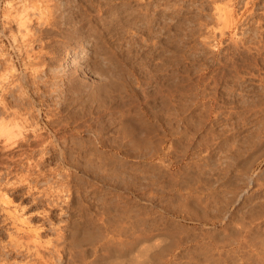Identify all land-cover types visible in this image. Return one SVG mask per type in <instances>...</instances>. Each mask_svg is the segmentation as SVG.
I'll use <instances>...</instances> for the list:
<instances>
[{"label": "rangeland", "instance_id": "1", "mask_svg": "<svg viewBox=\"0 0 264 264\" xmlns=\"http://www.w3.org/2000/svg\"><path fill=\"white\" fill-rule=\"evenodd\" d=\"M24 1L32 46L0 0V122L23 127L0 136V264H264V0Z\"/></svg>", "mask_w": 264, "mask_h": 264}, {"label": "bare ground", "instance_id": "2", "mask_svg": "<svg viewBox=\"0 0 264 264\" xmlns=\"http://www.w3.org/2000/svg\"><path fill=\"white\" fill-rule=\"evenodd\" d=\"M27 1V0H26ZM33 1V0H32ZM42 1V0H41ZM216 1V0H215ZM231 1V0H230ZM29 2V1H28ZM28 2H25L24 0H20V3L18 2V4H16L15 6H13V8H12V6H11V9L9 10V16L7 17L6 16V18H8L7 20H5L6 22H8L9 23V32H10V35H12L13 36V40L14 41H16L18 44L20 43L19 41H21L22 43H23V45H25V46H27V45H29V46H32L31 44H32V42L34 41V36H35V34H34V28H32V24H31V20L30 19H32V17L30 16V14H29V8H30V6L31 7H33L34 9L35 8H37V7H39L40 6V4H39V6L38 5H36L35 3H37L36 1L35 2H33L34 4H30V3H28ZM31 2V1H30ZM175 2V1H174ZM193 3V2H192ZM202 4V3H201ZM217 4V3H216ZM9 5V4H8ZM64 5V4H63ZM231 5V4H230ZM218 6V5H217ZM217 6H216V9H217ZM177 7V6H176ZM6 8V7H5ZM219 8V7H218ZM229 8H231V7H229ZM31 9V8H30ZM39 9V8H38ZM198 9V8H197ZM5 10V9H4ZM7 10H8V8H7ZM63 10V9H62ZM31 11H32V9H31ZM48 11H50V10H48ZM65 11V10H64ZM74 11V10H73ZM222 11V10H221ZM63 12V11H62ZM34 13V12H33ZM32 13V14H33ZM46 13V12H45ZM173 14V13H172ZM4 15H6V14H4ZM50 15V14H49ZM105 15V14H104ZM45 16V15H44ZM99 16V15H98ZM220 16V15H219ZM36 17V16H35ZM45 17H47V16H45ZM109 17V16H108ZM37 18V17H36ZM76 18V17H75ZM3 19V18H2ZM38 19H39V17H38ZM48 19V18H47ZM60 19V18H59ZM182 19V18H181ZM220 20H222V19H220ZM38 21V20H37ZM223 21V20H222ZM253 21V20H252ZM262 21V20H261ZM80 22V21H79ZM7 23V24H8ZM76 23V22H75ZM78 23V22H77ZM240 23V22H239ZM12 24H14L15 25V29H13V28H11V26H12ZM218 24V23H217ZM109 26V25H108ZM178 26V25H177ZM219 26V25H218ZM224 26H226V24L224 25ZM7 27H8V25H7ZM6 27V28H7ZM77 27V26H76ZM239 27V26H238ZM8 29V28H7ZM62 29V28H61ZM83 29V28H82ZM220 29V28H219ZM52 30V29H51ZM96 30V29H95ZM173 30V29H172ZM246 30V29H245ZM244 30V31H245ZM6 31V30H5ZM37 31V30H36ZM255 31V30H254ZM195 32V31H194ZM170 33H171V31H170ZM113 34V33H112ZM115 34V33H114ZM56 36V35H55ZM177 36V35H176ZM182 36V35H181ZM245 37V36H244ZM67 38V37H66ZM99 38V37H98ZM119 40V39H118ZM42 41V40H41ZM54 41V40H53ZM155 41V40H154ZM15 42V43H16ZM43 42V41H42ZM134 42V41H133ZM89 43V42H88ZM240 43V42H239ZM44 44V43H43ZM20 45H22L21 43H20ZM19 45V46H20ZM99 45V44H98ZM138 45V44H137ZM209 45V44H208ZM112 46V45H111ZM173 46V45H172ZM37 47V46H36ZM39 47H41V46H39ZM127 47V46H126ZM180 47V46H179ZM48 48V47H47ZM99 48V47H98ZM110 48V47H109ZM116 48V47H115ZM40 49V48H39ZM93 49H95V48H93ZM107 49V48H106ZM155 49H157V48H155ZM172 49V48H171ZM189 49V48H188ZM175 50V49H174ZM193 50V49H192ZM157 51V50H156ZM244 51V50H243ZM115 52V51H114ZM117 52V51H116ZM20 53V52H19ZM42 53V52H41ZM132 53V52H131ZM28 54V53H27ZM234 54V53H233ZM242 54V53H241ZM7 55V54H6ZM126 55V54H125ZM176 55V54H175ZM73 56V55H72ZM153 56V55H152ZM27 57H29V55L27 56ZM38 57H40V56H38ZM43 57V56H42ZM144 57V56H143ZM187 57V56H186ZM85 51L83 50V51H81L80 53H78L76 56H75V58L73 59V61H74V65L76 66V67H79L80 66V68L79 69H82V68H85L84 66H86V63L85 62H83V61H85ZM94 58V57H93ZM231 58V57H230ZM6 59V58H5ZM24 60V59H23ZM163 60V59H162ZM202 60V59H201ZM40 61V60H39ZM193 61V60H192ZM251 61V60H250ZM11 62V61H10ZM29 62V61H28ZM156 62V61H155ZM31 63H33V62H31ZM158 63V62H157ZM165 63V62H164ZM34 64V63H33ZM121 64H123V63H121ZM233 64V63H232ZM74 66V67H75ZM107 66V65H106ZM160 66V65H159ZM8 67V66H7ZM102 67V66H101ZM157 67V66H156ZM197 68V67H196ZM12 69H15V68H12ZM79 69H74V73H78L79 72ZM125 69V68H124ZM158 69V68H157ZM6 70H7V68H6ZM11 70V69H10ZM9 70V71H10ZM49 70V69H48ZM52 70V69H51ZM147 70V69H146ZM36 71V70H35ZM127 71V70H126ZM165 71V70H164ZM249 71V70H248ZM98 72V71H97ZM55 73H57V72H55ZM72 73V72H71ZM183 73V72H182ZM244 73V72H243ZM252 73V72H251ZM260 73V72H259ZM102 74V73H101ZM148 74V73H147ZM171 74V73H170ZM107 75H108V73H107ZM7 76V75H6ZM55 76V75H54ZM119 76V75H118ZM126 76V75H125ZM124 76V77H125ZM167 76H169V75H167ZM187 76V75H186ZM15 77V76H14ZM215 78V77H214ZM77 79V78H76ZM123 79V78H122ZM127 79V78H126ZM187 79V78H186ZM47 80V79H46ZM179 81V80H178ZM98 82V81H97ZM124 83V82H123ZM129 83V82H128ZM131 83V82H130ZM132 84V83H131ZM226 84V83H225ZM19 85V84H18ZM67 85H69V84H67ZM91 85V84H90ZM103 86V85H102ZM218 86V85H217ZM5 87V86H4ZM17 87V86H16ZM109 87V86H108ZM162 87V86H161ZM59 88V87H58ZM80 88V87H79ZM92 88V87H91ZM164 88V87H163ZM184 88V87H183ZM247 88V87H246ZM53 89V88H52ZM57 89V88H56ZM85 89V88H84ZM146 90V89H145ZM100 91V90H99ZM197 91V90H196ZM195 91V92H196ZM18 92V91H17ZM51 92V91H50ZM87 92V91H86ZM104 92V91H103ZM162 92V91H161ZM184 92V91H183ZM203 92V91H202ZM43 93V92H42ZM88 93V92H87ZM151 93V92H150ZM171 94V93H170ZM172 94H174V93H172ZM194 94V93H193ZM21 95V94H20ZM44 95V94H43ZM192 95V94H191ZM196 95V94H195ZM238 95V94H237ZM22 96H23V94H22ZM21 96V97H22ZM101 96V95H100ZM232 96V95H231ZM7 97V96H6ZM6 97H2V102L4 103L3 104V110L8 114V111H10V110H12L11 112H13L14 113V115L16 114V113H18V112H20V110L22 111V109H21V107L20 106H16V105H14V106H16L15 107V109L13 108V106L12 105H10L9 103H10V101L8 102L5 98ZM81 97V96H80ZM159 97V96H158ZM11 98V97H10ZM175 98V97H174ZM186 98V97H185ZM243 98V97H242ZM20 99V98H19ZM53 99V98H52ZM196 99V98H195ZM169 100V99H168ZM245 100V99H244ZM86 101V100H85ZM91 101H93V100H91ZM194 101V100H193ZM264 101V100H263ZM135 102V101H134ZM197 102V101H196ZM199 102V101H198ZM245 102V101H244ZM175 103H176V101H175ZM193 103V102H192ZM230 103V102H229ZM199 104V103H198ZM259 104V103H258ZM62 106V105H61ZM124 106V105H123ZM199 106V105H198ZM92 107V106H91ZM112 107V106H111ZM122 107V106H121ZM13 108V109H12ZM31 108V107H30ZM163 108V107H162ZM26 109V108H25ZM98 109V108H97ZM109 109V108H108ZM229 109V108H228ZM243 109V108H242ZM120 110V109H119ZM123 110V109H122ZM221 110V109H220ZM31 111V110H30ZM40 111V110H39ZM187 111V110H186ZM204 111V110H203ZM246 111V110H245ZM244 111V112H245ZM32 112V111H31ZM12 113V114H13ZM21 113V112H20ZM27 113V112H26ZM30 113V112H29ZM142 113V112H141ZM226 113V112H225ZM19 114V113H18ZM33 114V113H32ZM137 114V113H136ZM234 114V113H233ZM27 115V114H26ZM4 116V115H3ZM104 117V116H103ZM191 117V116H190ZM4 118V117H3ZM70 118V117H69ZM138 118V117H137ZM170 118V117H169ZM239 118V117H238ZM5 119V118H4ZM223 119V118H222ZM14 120V119H13ZM19 120V119H18ZM127 120V119H126ZM166 120V119H165ZM201 120V119H200ZM235 120H237V119H235ZM5 121H6V119H5ZM8 121V120H7ZM204 121V120H203ZM259 121V120H258ZM264 121V120H263ZM57 122V121H56ZM167 122H168V120H167ZM194 122V121H193ZM5 123V122H4ZM3 122L1 123L0 122V136L2 135V136H4V138H5V140H10L13 136H12V134L14 133V131H15V129H14V131H13V128L15 127V126H17V127H22V126H20L19 124H15V126L13 127V128H11V126L9 125V123L7 122L6 124H4ZM27 123V122H26ZM154 123V122H153ZM251 123V122H250ZM256 123V122H255ZM260 123V122H259ZM258 123V124H259ZM152 124V123H151ZM155 124V123H154ZM189 125V124H188ZM194 125V124H193ZM10 127V128H9ZM31 127V126H30ZM33 127V126H32ZM35 127V126H34ZM33 127V128H34ZM59 127V126H58ZM102 127V126H101ZM195 127V126H194ZM197 127V126H196ZM224 127V126H223ZM262 127V126H261ZM23 128V127H22ZM21 128V129H22ZM161 128V127H160ZM219 128V127H218ZM20 129V130H21ZM153 129V128H152ZM19 130V131H20ZM22 131V130H21ZM98 131V130H97ZM157 131V130H156ZM169 131V130H168ZM199 131V130H198ZM260 131V130H259ZM91 132V131H90ZM216 132V131H215ZM255 132V131H254ZM16 133V132H15ZM79 133V132H78ZM93 133V132H92ZM107 133V132H106ZM214 133V132H213ZM224 133V132H223ZM232 133V132H231ZM264 133V132H263ZM39 134V133H38ZM167 134V133H166ZM43 135V134H42ZM31 136V135H30ZM33 136V135H32ZM217 136V135H216ZM19 137V136H18ZM23 137V136H22ZM193 137V136H192ZM120 138V137H119ZM148 138V137H147ZM203 138V137H202ZM15 139V138H14ZM30 139V138H29ZM37 139V138H36ZM101 139V138H100ZM107 139V138H106ZM209 139V138H208ZM4 140V141H5ZM13 140V139H12ZM151 140V139H150ZM163 141V140H162ZM179 141V140H178ZM259 141V140H258ZM263 141V140H262ZM10 142V141H9ZM152 142V141H151ZM8 143V142H7ZM12 143V142H11ZM10 143V144H11ZM14 143H15V141H14ZM146 143V142H145ZM153 143V142H152ZM183 143V142H182ZM246 143H247V140H246ZM50 144V143H49ZM147 144V143H146ZM163 144V143H162ZM172 144V143H171ZM244 144V143H243ZM12 145H14V144H12ZM113 145V144H112ZM145 145V144H144ZM174 145V144H173ZM7 146H9V145H7ZM65 146V145H64ZM237 146V145H236ZM11 147V146H10ZM198 147V146H197ZM212 147H213V145H212ZM146 148V147H145ZM54 149V148H53ZM147 149V148H146ZM196 149V148H195ZM225 149V148H224ZM247 149V148H246ZM263 149V148H262ZM148 150V149H147ZM259 150V149H258ZM166 151V150H165ZM175 151V150H174ZM245 151V150H244ZM52 152V151H51ZM148 152V151H147ZM150 152H152V151H150ZM242 153V152H241ZM257 153V152H256ZM149 154V153H148ZM152 154V153H151ZM184 154V153H183ZM239 154V153H238ZM250 154V153H249ZM61 155V154H60ZM139 155V154H138ZM146 155V154H145ZM218 155V154H217ZM81 156V155H80ZM95 156V155H94ZM132 156V155H131ZM214 156V155H213ZM234 156H235V154H234ZM42 157V156H41ZM99 157V156H98ZM113 157V156H112ZM176 158V157H175ZM224 158V157H223ZM226 158V157H225ZM230 158H231V156H230ZM220 159V158H219ZM253 159V156H252V154L251 155H249V156H247V157H245V158H238L237 159V161H236V168H240L241 167V169H239L240 171H248L249 172V170H250V165H251V163H252V160ZM255 159V158H254ZM167 160V159H166ZM197 160V159H196ZM224 160V159H223ZM179 161V160H178ZM206 161V160H205ZM229 161V160H228ZM91 162V161H90ZM212 162V161H211ZM216 162V161H215ZM232 162V161H231ZM143 164V163H142ZM90 165V164H89ZM148 165V164H147ZM142 166V165H141ZM160 166V165H159ZM213 166V165H212ZM96 167V166H95ZM148 167V166H147ZM187 167V166H186ZM89 168V167H88ZM188 168V167H187ZM152 169V168H151ZM212 169V168H211ZM227 169V168H226ZM217 170V169H216ZM238 170V171H239ZM122 171V170H121ZM220 171V170H219ZM221 172V171H220ZM237 172V171H236ZM161 173V172H160ZM171 173V172H170ZM195 173V172H194ZM223 173V172H222ZM102 174V173H101ZM104 174V173H103ZM136 174V173H135ZM237 174V173H236ZM215 175V174H214ZM238 175V174H237ZM129 176V175H128ZM239 176V175H238ZM246 176V175H245ZM2 177V176H1ZM130 177V176H129ZM155 177V176H154ZM127 178V177H126ZM251 178V177H250ZM208 180V179H207ZM175 182V181H174ZM186 182V181H185ZM190 183V182H189ZM210 183V182H209ZM125 185V184H124ZM168 186V185H167ZM209 186V185H208ZM223 187V186H222ZM256 187V186H255ZM209 188V187H208ZM253 190V189H252ZM210 191V190H209ZM232 192V191H231ZM151 194V193H150ZM179 194V193H178ZM237 194V193H236ZM2 195V194H1ZM7 195V194H6ZM212 195V194H211ZM227 195V194H226ZM5 196V195H4ZM151 196V195H150ZM166 196V195H165ZM169 197V196H168ZM188 198V197H187ZM236 198V197H235ZM9 199V198H8ZM228 199V198H227ZM213 200V199H212ZM3 201V200H2ZM172 201V200H171ZM10 202V201H9ZM181 202V201H180ZM196 202V201H195ZM207 202V201H206ZM170 203V202H169ZM183 203V202H182ZM168 205V204H167ZM200 205V204H199ZM203 205V204H202ZM260 205V204H259ZM209 206V205H208ZM217 206V205H216ZM225 206V205H224ZM168 207V206H167ZM253 208V207H252ZM17 209V208H16ZM174 209V208H173ZM17 211V210H16ZM254 211V210H253ZM257 211V210H256ZM7 212H9V211H7ZM21 212V211H20ZM252 212V211H251ZM10 213V212H9ZM125 213V212H124ZM244 213V212H243ZM10 214H12V213H10ZM15 215V214H14ZM183 215V214H182ZM193 215V214H192ZM138 216V215H137ZM205 216V215H204ZM226 216V215H225ZM197 217V216H196ZM248 217V216H247ZM253 217V216H252ZM80 218V217H79ZM142 218V217H141ZM201 218H202V216H201ZM17 219V218H16ZM82 219V218H81ZM237 219V218H236ZM240 219V218H239ZM18 220V219H17ZM255 220V219H254ZM20 221V220H19ZM86 221V220H85ZM84 221V222H85ZM158 223V222H157ZM152 224V223H151ZM157 225V224H156ZM162 225V224H161ZM165 225V224H164ZM172 225V224H171ZM244 225V224H243ZM246 225V224H245ZM141 226V225H140ZM139 226V227H140ZM149 227V226H148ZM160 227V226H159ZM242 227V226H241ZM84 228V227H83ZM243 228V227H242ZM24 229V228H23ZM71 229V228H70ZM85 229V228H84ZM140 229V228H139ZM175 229V228H174ZM240 229V228H239ZM39 230V229H38ZM184 230V229H183ZM192 230V229H191ZM151 231V230H150ZM216 231V230H215ZM234 231V230H233ZM159 232V231H158ZM190 232V231H189ZM40 233V232H39ZM143 233V232H142ZM11 234V233H10ZM210 234V233H209ZM259 234V233H258ZM15 235V234H14ZM33 235V234H32ZM37 235H39V234H37ZM131 235V234H130ZM138 235V234H137ZM152 235V234H151ZM217 235V234H216ZM228 235V234H227ZM60 236V235H59ZM59 236H58V238H59ZM10 237H12V235L10 236ZM23 237V236H22ZM159 237V236H158ZM214 237V236H213ZM227 237V236H226ZM248 237V236H247ZM139 238V237H138ZM137 238V239H138ZM166 238V237H165ZM217 238V237H216ZM249 238V237H248ZM261 238V237H260ZM263 238V237H262ZM22 239V238H21ZM24 239V238H23ZM53 239V238H52ZM74 239H75V237H74ZM141 239V238H140ZM162 239V238H161ZM227 239V238H226ZM25 240H26V238H25ZM55 240V239H54ZM117 240V239H116ZM139 240V239H138ZM148 240V239H147ZM165 240V239H164ZM221 240V239H220ZM230 240V239H229ZM243 240V239H242ZM247 240V239H246ZM258 240V239H257ZM261 240V239H260ZM44 241V240H43ZM61 241V240H60ZM171 241V240H170ZM51 242V241H50ZM109 242V241H108ZM9 243V242H8ZM11 243V242H10ZM9 243V244H10ZM19 243H20V241H19ZM19 243H18V245H19ZM59 243V242H58ZM162 243V242H161ZM13 244H15V243H13ZM16 244H17V242H16ZM15 244V246H17ZM23 244V243H22ZM36 244V243H35ZM40 244V243H39ZM79 244V243H78ZM157 244V243H156ZM7 245V244H6ZM46 245V244H45ZM111 245V244H110ZM175 245V244H174ZM14 246V245H13ZM36 246H37V244H36ZM57 246V245H56ZM154 246V245H153ZM173 246V245H172ZM19 247V246H18ZM17 247V248H18ZM150 246H148V248L146 247H144L145 249H142L141 250V254L143 255V254H147L148 255V253H149V251H153L154 249H155V247H153L154 249L152 250V248H149ZM8 248V247H7ZM16 248V247H15ZM14 248V249H15ZM23 248V247H22ZM33 248V247H32ZM41 248V247H40ZM54 248V247H53ZM28 249V248H27ZM44 249V248H43ZM114 249V248H113ZM141 249V248H140ZM37 250H39V249H37ZM109 250V249H108ZM156 250H158V249H156ZM219 251V250H218ZM223 251V250H222ZM26 252V251H25ZM154 252H155V250H154ZM108 253H110V252H108ZM157 253V252H156ZM12 254V253H11ZM39 254H41V253H39ZM97 254V253H96ZM140 254V255H141ZM43 255V254H42ZM141 255V256H142ZM152 255H154L155 256V254H153V253H150V257L152 256ZM0 256H2V255H0ZM7 257V256H6ZM42 257V256H41ZM143 257V256H142ZM145 257H147L148 258V256H145ZM144 257V258H145ZM35 258V257H34ZM146 258V259H147ZM4 259V258H3ZM151 259V258H150ZM42 260V259H41ZM37 262V261H36ZM49 262V261H48ZM129 262V261H128ZM1 263V262H0ZM15 263H16V261H15ZM40 263V262H39ZM43 263V262H42ZM83 263V262H82ZM7 264V263H6Z\"/></svg>", "mask_w": 264, "mask_h": 264}]
</instances>
